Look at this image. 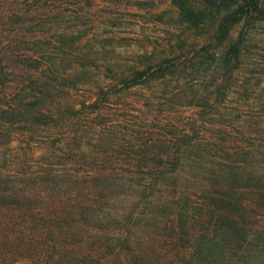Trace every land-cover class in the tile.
I'll list each match as a JSON object with an SVG mask.
<instances>
[{
  "label": "trees",
  "instance_id": "16d2710c",
  "mask_svg": "<svg viewBox=\"0 0 264 264\" xmlns=\"http://www.w3.org/2000/svg\"><path fill=\"white\" fill-rule=\"evenodd\" d=\"M168 1L181 52L100 82L81 48L92 0H0V264H264V113L233 149H201L169 115V136L109 147L103 105L188 68L211 74V108L233 75L264 106V0Z\"/></svg>",
  "mask_w": 264,
  "mask_h": 264
},
{
  "label": "rangeland",
  "instance_id": "374dc122",
  "mask_svg": "<svg viewBox=\"0 0 264 264\" xmlns=\"http://www.w3.org/2000/svg\"><path fill=\"white\" fill-rule=\"evenodd\" d=\"M82 3L85 5L84 2ZM91 9L94 18L93 25L92 27L90 25L89 29L91 37L89 40L83 39L84 44L81 48L86 50L88 61L91 63L84 65V68H88L89 73L100 82L115 81L116 71L127 70L130 66L140 67L145 63H156L161 56L181 52L176 41L180 40V37H185L187 31L176 28L172 20L173 7L168 0L162 2L160 0H92ZM188 40L191 38L189 37ZM77 69L81 70L82 67L78 66ZM186 72L192 73L182 74L179 79L172 80L167 85H163L159 80H150L117 91L110 102L103 105L104 128L106 131L109 128L115 129L114 134L117 132V136L112 135L109 147L115 148L117 141L119 145L127 147L126 141L133 129L137 130L133 133V137L138 130L141 132L140 137L136 139V148L143 147L144 144H152L153 138L157 135L169 136V132L173 129L171 124H165L166 115L175 121L173 124L175 128L177 127V133H180L182 128H190L192 141L201 149L207 144L211 146L217 144L229 149L235 148L236 145L241 146V140L253 126L251 123L247 127L241 125L242 118L260 120L262 117L259 115L264 113V106L256 105L254 99L249 104L245 103L243 101L245 94L240 95L236 92V90L240 92L244 90L238 85L241 76L237 79V75H233L232 84L227 88V96L213 100L212 105L216 107L213 109L210 105L199 101L198 97L211 74L191 71L190 68ZM256 74L263 73L256 72ZM252 81L255 82L254 77ZM258 86L262 88L257 87V92L264 95V81ZM83 94L85 92L79 90L78 98H82ZM251 100L252 98H249V101ZM119 119L125 121L118 122ZM84 120L80 121L82 127L85 122L87 124V118L84 117ZM90 121L94 125L97 123L96 119ZM109 122L113 124L108 126ZM193 124L194 128L191 129L189 126L193 127ZM126 125L128 133L125 131ZM248 127H250L249 132ZM217 140L221 143H216ZM248 140L249 138H246L243 144L249 143ZM14 144H16L15 140L12 141V145ZM90 146L93 148L98 146L97 141H91ZM18 264L38 263L21 261Z\"/></svg>",
  "mask_w": 264,
  "mask_h": 264
}]
</instances>
